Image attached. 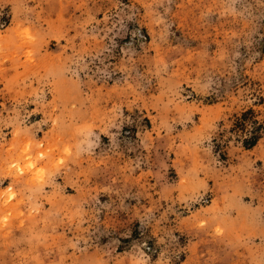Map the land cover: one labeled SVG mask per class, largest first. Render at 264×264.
I'll return each instance as SVG.
<instances>
[{"label":"clouds","instance_id":"clouds-1","mask_svg":"<svg viewBox=\"0 0 264 264\" xmlns=\"http://www.w3.org/2000/svg\"><path fill=\"white\" fill-rule=\"evenodd\" d=\"M0 264H264V0H0Z\"/></svg>","mask_w":264,"mask_h":264}]
</instances>
